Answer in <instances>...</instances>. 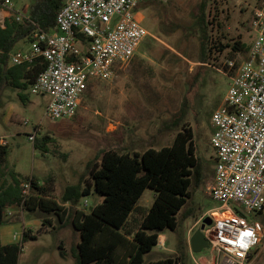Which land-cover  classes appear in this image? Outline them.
Wrapping results in <instances>:
<instances>
[{
	"label": "rangeland",
	"instance_id": "obj_1",
	"mask_svg": "<svg viewBox=\"0 0 264 264\" xmlns=\"http://www.w3.org/2000/svg\"><path fill=\"white\" fill-rule=\"evenodd\" d=\"M12 1L19 11L28 14L32 0ZM199 2L149 0L138 5L135 19L148 35L129 64L111 79L89 81L73 117H47L48 96L31 93L30 86L22 90L6 86L0 90V144L7 146V171H13L23 184L30 183L27 179L45 184L51 189L52 200L68 210L60 222L55 213L14 208L15 215L5 224L17 226L12 236L21 249L17 264H78L80 233L72 220L76 210L87 212L102 200V195L92 187L76 205L64 204L61 196L65 187L92 184L90 172L99 164L104 150L122 152L170 145L180 129L176 123L182 114V123L192 129L194 153L201 164L199 183L191 188L190 197L176 214V228H165L144 259L169 258L171 264H206L210 260L207 248L192 252L189 239L206 216L212 219L223 215L221 202L208 195L216 158L210 142L214 132L211 117L223 104L229 87V78L223 73L227 70L225 60H241L250 47V21L256 0H211L212 12L217 14L209 15L214 43L240 42L241 46L240 50L230 46L223 51L213 49L207 62L201 61L199 28L195 23ZM28 44L21 42L17 47ZM29 134H34V140L28 138ZM46 135L49 140L43 139ZM29 188V195L36 194ZM153 199L154 191L145 188L131 218L140 220ZM234 207L240 208L230 203V209ZM240 210L261 232L250 260L264 264V211ZM62 211L58 209L59 213ZM188 212L189 216L182 219ZM46 218L49 221H44ZM23 231L36 238L22 241ZM215 257L219 264L222 255Z\"/></svg>",
	"mask_w": 264,
	"mask_h": 264
},
{
	"label": "built area",
	"instance_id": "obj_2",
	"mask_svg": "<svg viewBox=\"0 0 264 264\" xmlns=\"http://www.w3.org/2000/svg\"><path fill=\"white\" fill-rule=\"evenodd\" d=\"M146 1L64 0L52 30L35 28L28 48L9 53L11 65L39 57L46 62L30 92L48 96L47 117H73L90 80L111 79L129 64L148 35L134 15ZM3 10L17 21L26 15L12 0H0V22L6 16ZM250 29L253 37L246 55L224 62L229 87L211 117L210 142L216 158L208 195L231 214L213 217L202 230L212 256L206 264H218L215 256L219 254V264H258L250 257L261 232L240 208L264 211V0L253 8ZM28 138L34 140V134ZM29 184H23L24 193ZM230 203L240 208L232 210Z\"/></svg>",
	"mask_w": 264,
	"mask_h": 264
},
{
	"label": "trees",
	"instance_id": "obj_3",
	"mask_svg": "<svg viewBox=\"0 0 264 264\" xmlns=\"http://www.w3.org/2000/svg\"><path fill=\"white\" fill-rule=\"evenodd\" d=\"M260 1L256 0V6ZM63 3L64 0H32L28 14L20 21L8 13L0 22V90L6 86L25 89L45 69L46 62L41 57L11 65L9 53L20 42L29 43L35 28L52 30L56 13ZM212 9L211 0H200L197 6L195 23L199 28L202 62H207L213 49L223 51L230 46L232 50H240L241 46L240 42L229 44L218 40L214 43L209 15L212 13L215 17L217 14ZM220 26L218 24L217 28ZM20 97L25 98L23 94ZM182 120L183 114L178 117L176 127L180 129L170 145L149 146L143 150L129 148L122 152L104 150L99 164L94 165L90 172L92 184L65 187L61 202L71 205H76L81 195L89 194L92 187L102 195V200L87 212L76 210L72 220L73 227L80 233L76 254L78 264L172 263L169 258L145 261L144 254L158 243L165 228H176V214L190 197L191 188L199 183L201 164L194 153L192 129L185 127ZM43 139L50 138L46 135ZM6 154L7 146L0 144V226L7 222L6 209L9 206L55 213L62 222L68 210L64 206L60 208L62 206L52 200L51 189L27 179L30 180L29 189L35 190L36 194L24 193L23 180L18 179L13 171H7ZM145 188L154 191V199L136 221L131 215L138 208L136 202ZM58 209L63 211L59 213ZM188 216L189 212L182 219ZM44 221H49V218ZM26 237L36 238V235L23 231L22 241ZM20 250L17 242L2 244L0 240V264H17Z\"/></svg>",
	"mask_w": 264,
	"mask_h": 264
},
{
	"label": "crops",
	"instance_id": "obj_4",
	"mask_svg": "<svg viewBox=\"0 0 264 264\" xmlns=\"http://www.w3.org/2000/svg\"><path fill=\"white\" fill-rule=\"evenodd\" d=\"M2 15H7L8 14V12H6L5 10H3L2 11V13H1ZM21 43V42H20ZM25 44V43H24ZM28 46H29V44L26 46H18L17 47V45L13 48V50H16V49H26V48H28ZM134 57V56H133ZM132 60V59H131ZM130 60V61H131ZM64 204H66V203H64ZM63 204V205H64ZM14 208H18V206H9L8 208H7V213H6V216H7V219H9V218H11L12 216H14L15 215V211H14ZM222 213H224V211L222 212ZM16 225L14 226V225H12V224H4V225H2V226H0V240H1V243L2 244H7V243H12V242H14L13 241V237L12 236H14V232H15V230H16ZM159 236H163L162 234H160Z\"/></svg>",
	"mask_w": 264,
	"mask_h": 264
},
{
	"label": "water",
	"instance_id": "obj_5",
	"mask_svg": "<svg viewBox=\"0 0 264 264\" xmlns=\"http://www.w3.org/2000/svg\"><path fill=\"white\" fill-rule=\"evenodd\" d=\"M212 222L211 217L206 216L203 220L202 223L200 225V227L198 229H196L193 234L191 235L190 239H189V246L192 252L194 253H199L201 252L203 249H206L208 247V242L207 239L205 237V235L203 234V229L206 225H210Z\"/></svg>",
	"mask_w": 264,
	"mask_h": 264
},
{
	"label": "bare ground",
	"instance_id": "obj_6",
	"mask_svg": "<svg viewBox=\"0 0 264 264\" xmlns=\"http://www.w3.org/2000/svg\"><path fill=\"white\" fill-rule=\"evenodd\" d=\"M230 214L231 213L228 210H226L221 217L229 216ZM218 218H220V217H218ZM160 241H161V239H160Z\"/></svg>",
	"mask_w": 264,
	"mask_h": 264
}]
</instances>
